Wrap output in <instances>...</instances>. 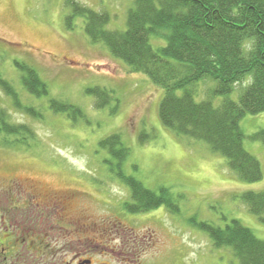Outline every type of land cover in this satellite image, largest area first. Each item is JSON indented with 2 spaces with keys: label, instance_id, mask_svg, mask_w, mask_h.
<instances>
[{
  "label": "rangeland",
  "instance_id": "374dc122",
  "mask_svg": "<svg viewBox=\"0 0 264 264\" xmlns=\"http://www.w3.org/2000/svg\"><path fill=\"white\" fill-rule=\"evenodd\" d=\"M75 1L107 13V29L120 32L133 7V0ZM69 15L66 0H0V75L14 86L21 105L34 107V115L41 116L26 114L0 92V107L9 120L30 128L34 137L14 143L0 133V200H5L1 187L16 179L43 195L61 196L71 218L67 230L50 221L48 241L56 248L40 253L34 264H58L83 249L95 264H237L229 249L213 246L201 226L225 228L238 221L264 241V224L241 199L245 192L264 194V145L250 139L264 129V113L247 114L240 121L244 149L259 161L263 174L260 181L246 183L204 142L165 129L158 117L161 89L132 72L102 43H91L82 18L67 28ZM14 61L36 71L46 96L36 98L22 87ZM206 86L200 82L195 87L196 101L202 100ZM96 88L113 97L100 110L87 93ZM239 93L235 89L229 99L237 101ZM51 100L79 108L81 116L54 113ZM112 135H119L129 150L124 173L147 190L164 191L175 210L163 205L139 220L122 210L130 193L108 171L116 163L99 146ZM11 247L0 246V264H15Z\"/></svg>",
  "mask_w": 264,
  "mask_h": 264
},
{
  "label": "trees",
  "instance_id": "16d2710c",
  "mask_svg": "<svg viewBox=\"0 0 264 264\" xmlns=\"http://www.w3.org/2000/svg\"><path fill=\"white\" fill-rule=\"evenodd\" d=\"M66 6L70 9L67 28L73 27L75 18H82L91 43H102L132 72L145 75L161 89L158 117L165 129L204 142L226 159L239 180L256 183L262 179L259 161L244 149L240 121L247 114L264 113V0H133L126 29L121 32L107 29L110 17L105 12H95L75 0H66ZM14 67L28 93L36 98L47 95L46 85L34 69L19 61H14ZM200 82L209 88L206 86L202 100L196 101L193 96ZM235 89L240 92L237 101L229 99ZM0 92L16 108L41 119L40 114L34 115V107L21 105L16 89L1 75ZM87 93L94 97L98 110L113 99L103 89ZM219 98L221 102L215 105ZM49 108L69 118L81 116L79 108L61 101H49ZM0 133L12 137L14 143L34 138L30 128L9 120L4 107H0ZM250 139L264 145V129ZM99 146L116 163L108 171L130 193L122 203L124 212L144 214L163 205L175 210L164 191L147 190L124 173L129 150L119 135L109 136ZM241 199L248 212L264 224V194L245 192ZM201 228L215 248L229 249L237 264H264V241L238 221L225 228L207 224Z\"/></svg>",
  "mask_w": 264,
  "mask_h": 264
},
{
  "label": "flooded vegetation",
  "instance_id": "af4514ba",
  "mask_svg": "<svg viewBox=\"0 0 264 264\" xmlns=\"http://www.w3.org/2000/svg\"><path fill=\"white\" fill-rule=\"evenodd\" d=\"M1 190V197L5 200H0V232L4 237L0 238V246L4 243L12 246L16 252L15 264H34L33 260H37V256L41 257L40 253L56 248L55 244L48 241L50 229H53L50 221L57 223L60 229L67 230L70 226L71 218L65 210L67 201L61 196L38 193L34 186H24L16 179L7 181ZM149 213L128 215L139 220V216ZM78 225H82L81 222ZM86 254L85 249L70 256L67 254V259L58 264H95L91 256Z\"/></svg>",
  "mask_w": 264,
  "mask_h": 264
}]
</instances>
